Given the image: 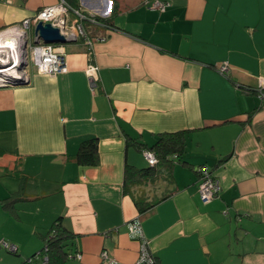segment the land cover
<instances>
[{
  "label": "crops",
  "instance_id": "crops-1",
  "mask_svg": "<svg viewBox=\"0 0 264 264\" xmlns=\"http://www.w3.org/2000/svg\"><path fill=\"white\" fill-rule=\"evenodd\" d=\"M60 1L0 0V30ZM65 1L112 27L85 21L96 40L92 49L65 45L66 73L33 67L28 82L0 87V218L37 204L48 219L34 233L61 220L76 236L69 253L82 255L67 264H103L104 251L135 264L140 243L128 224L136 219L158 264H264V0H159L171 3L165 12L154 0ZM178 132L183 163L161 197L172 193L140 215L124 193L125 168L149 165L129 141L152 147ZM91 138L100 162L81 166L75 156ZM202 166L221 184L208 204L198 192ZM23 183L25 197L8 205Z\"/></svg>",
  "mask_w": 264,
  "mask_h": 264
},
{
  "label": "built area",
  "instance_id": "built-area-1",
  "mask_svg": "<svg viewBox=\"0 0 264 264\" xmlns=\"http://www.w3.org/2000/svg\"><path fill=\"white\" fill-rule=\"evenodd\" d=\"M7 2L11 3L12 0H7ZM150 4L153 10L159 12H165L171 6V3L168 1L163 2L159 0H154ZM85 21H89L94 26H103L97 20V16L84 13L80 8H75L67 1L61 0L56 5L43 8L33 18L23 21L21 30H25V32L36 31V27L40 22L44 24L50 23L53 27L58 28L60 33L70 42L84 40L89 46V49H92L96 39L86 32L84 27ZM5 31H0V34H3ZM100 40L103 41L105 39ZM34 61L38 73L43 75L55 76L68 71V65L65 59V45L45 44L40 40V44L34 53ZM217 71L225 76L231 70L227 63H223L217 67ZM86 75L89 78L91 86L96 87L99 81V67L94 62H90L87 66ZM28 81L29 77L25 79H21V77L19 79L13 78L12 81H7L0 76V87L12 86ZM258 95L260 99L264 100V82L262 80H260ZM142 154L149 166L154 167L158 164V158L153 151L144 150ZM196 171L200 177L198 188L200 198L205 204L211 203L221 192L220 181L212 175L211 170L206 166L199 167ZM128 229L131 237L137 239L140 243L139 257L135 264H157V259L152 253L150 241L145 235L141 221L139 219L132 221L128 224ZM0 245L11 253H18V247L13 244L1 241ZM101 258L103 264L116 263L105 251L102 252ZM69 259L81 260L82 255L79 253L70 254ZM37 260H40L41 264H48L49 256L46 252L43 254L39 253L35 257L27 259L23 264H38Z\"/></svg>",
  "mask_w": 264,
  "mask_h": 264
},
{
  "label": "trees",
  "instance_id": "trees-1",
  "mask_svg": "<svg viewBox=\"0 0 264 264\" xmlns=\"http://www.w3.org/2000/svg\"><path fill=\"white\" fill-rule=\"evenodd\" d=\"M97 20L103 26L112 27L110 19L97 17ZM129 144L136 147L141 153L144 150L153 151L158 158V164L154 167L149 166L145 169H138L134 166L127 165L125 168L124 193L131 196L139 214L143 215L170 197L172 191H169L168 194L162 197H151L146 192V188L148 185H157L160 180L166 181L168 188L172 186V173L175 164L178 162L183 163L186 137L185 133L178 132L161 135L159 141L152 147H147L133 140L129 141ZM75 160L81 166H97L100 162L99 139L91 138L83 141L75 156ZM25 185L23 183L20 190L7 200L8 205L25 197ZM75 238V234L65 228L61 220H58L54 223L47 235L43 236L44 248L40 253L43 254L46 252L49 256L48 264H67L71 254L68 251V247L74 242Z\"/></svg>",
  "mask_w": 264,
  "mask_h": 264
},
{
  "label": "rangeland",
  "instance_id": "rangeland-1",
  "mask_svg": "<svg viewBox=\"0 0 264 264\" xmlns=\"http://www.w3.org/2000/svg\"><path fill=\"white\" fill-rule=\"evenodd\" d=\"M17 28V30H14V28L9 29L11 30L10 33L23 34L21 45L15 48V57L12 58V50H9V52H7L8 54L0 52V70L3 71L5 68V70L8 69L7 72L1 73L0 76L7 81H12L13 78L15 79V77H13L15 74L17 79H19L18 75L21 79L29 77L30 71L35 67L34 53L40 44L39 36L35 31L25 32V30H21V26ZM5 30L7 29L0 31ZM9 30L3 34L5 35ZM3 34H0V36L2 37ZM66 46H68V44H66ZM9 54L11 57L8 59ZM3 62H5V65L1 64ZM153 187H155V191L153 192L154 194L152 197H161L162 191L168 188L167 182L164 180H160L157 185H153ZM37 207L38 205L35 204L25 212L19 211V219L11 216H5L6 218L4 219L0 218V222L3 223V227L0 230V241H5L6 239L7 242L17 246L19 249V253L14 254L6 250L4 247H0V264L24 263L27 259L38 255L44 248L43 235H47L53 226V223L50 225V229L47 230L48 232L42 229L37 231L38 234L34 233L35 226H45V220L47 221L48 219V214L45 212L41 213V215L36 212L39 211ZM37 263L41 264V261L37 260Z\"/></svg>",
  "mask_w": 264,
  "mask_h": 264
},
{
  "label": "water",
  "instance_id": "water-1",
  "mask_svg": "<svg viewBox=\"0 0 264 264\" xmlns=\"http://www.w3.org/2000/svg\"><path fill=\"white\" fill-rule=\"evenodd\" d=\"M35 33L45 44L66 45L70 42L60 33L58 28L53 27L50 23L44 24L40 22L36 27Z\"/></svg>",
  "mask_w": 264,
  "mask_h": 264
},
{
  "label": "bare ground",
  "instance_id": "bare-ground-1",
  "mask_svg": "<svg viewBox=\"0 0 264 264\" xmlns=\"http://www.w3.org/2000/svg\"><path fill=\"white\" fill-rule=\"evenodd\" d=\"M14 30H17V28H15ZM6 31H8V30H6ZM10 32H11V30H9V32H7L5 35L3 34L2 37L0 36V52L7 53V52H9V50H12L13 52L11 54H12V58H13V57H15V54H14L15 48H17V47H19V45H21V38L23 37V34L22 33H10ZM1 55H2V53H1ZM9 57H11L10 54L8 56V59H9ZM1 64L5 65V62H3ZM5 69H3V71L0 70V73L8 71V69L7 70H5ZM10 73H13V72H10ZM13 77H15V79H17L16 74L13 75ZM18 77L20 78L19 75H18Z\"/></svg>",
  "mask_w": 264,
  "mask_h": 264
}]
</instances>
